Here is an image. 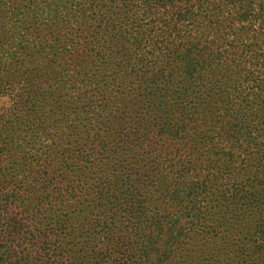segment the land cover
<instances>
[{
  "label": "trees",
  "instance_id": "1",
  "mask_svg": "<svg viewBox=\"0 0 264 264\" xmlns=\"http://www.w3.org/2000/svg\"><path fill=\"white\" fill-rule=\"evenodd\" d=\"M0 264H264V0H0Z\"/></svg>",
  "mask_w": 264,
  "mask_h": 264
}]
</instances>
